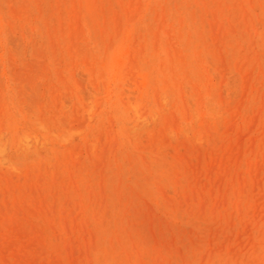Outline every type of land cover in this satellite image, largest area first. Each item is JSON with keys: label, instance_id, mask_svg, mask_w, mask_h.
<instances>
[{"label": "rangeland", "instance_id": "374dc122", "mask_svg": "<svg viewBox=\"0 0 264 264\" xmlns=\"http://www.w3.org/2000/svg\"><path fill=\"white\" fill-rule=\"evenodd\" d=\"M0 264H264V0H0Z\"/></svg>", "mask_w": 264, "mask_h": 264}, {"label": "bare ground", "instance_id": "6f19581e", "mask_svg": "<svg viewBox=\"0 0 264 264\" xmlns=\"http://www.w3.org/2000/svg\"><path fill=\"white\" fill-rule=\"evenodd\" d=\"M165 1V0H164ZM183 20V19H182ZM145 23V22H144ZM145 25V24H144ZM160 27V26H159ZM182 28V27H181ZM237 52V51H236ZM189 56V55H188ZM142 70V69H141ZM37 123H39V122H37ZM40 124V123H39ZM61 129V128H60ZM72 130V129H71ZM74 130V129H73ZM11 131V130H10ZM31 132V131H30Z\"/></svg>", "mask_w": 264, "mask_h": 264}]
</instances>
